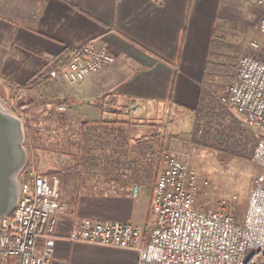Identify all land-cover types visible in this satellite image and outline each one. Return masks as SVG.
I'll list each match as a JSON object with an SVG mask.
<instances>
[{
	"label": "crops",
	"instance_id": "obj_1",
	"mask_svg": "<svg viewBox=\"0 0 264 264\" xmlns=\"http://www.w3.org/2000/svg\"><path fill=\"white\" fill-rule=\"evenodd\" d=\"M247 7L254 14L249 24L242 16ZM263 12L257 0H0V92L9 94L17 83L31 80L93 38L115 54L114 62L76 83L48 77L38 88L16 90L44 89L48 100L67 98L69 104L57 107L69 108L75 126L96 119L80 116V103L96 105L109 115L103 119L133 120L140 112L194 113L212 29L238 44L239 58L253 51L252 39L260 38ZM113 108L126 110L115 113ZM194 121L186 133L180 127L166 132L171 122L141 119L132 122V130L142 133L148 127L145 139L192 140ZM139 181L128 187V194L80 195L75 203L63 198L68 208L58 216L49 243L51 264H138L135 249L72 241L68 235L83 217L148 224L152 185ZM36 246L40 251L43 237Z\"/></svg>",
	"mask_w": 264,
	"mask_h": 264
},
{
	"label": "built area",
	"instance_id": "obj_2",
	"mask_svg": "<svg viewBox=\"0 0 264 264\" xmlns=\"http://www.w3.org/2000/svg\"><path fill=\"white\" fill-rule=\"evenodd\" d=\"M259 31L260 38L250 45L263 54L242 53L235 77L217 96L256 138L251 158L261 171L251 185L243 216L231 210L235 195L220 198L215 209L196 206L195 170L168 151L163 154L165 169L152 185V225L83 217L71 229L70 240L135 249L138 264H264V12ZM115 60L113 52L92 38L74 47L66 61H52L47 68L51 78L76 83ZM58 186L55 174L25 169L14 210L0 217V264H51L49 243L58 216L68 208ZM38 237H43L40 251Z\"/></svg>",
	"mask_w": 264,
	"mask_h": 264
},
{
	"label": "trees",
	"instance_id": "obj_3",
	"mask_svg": "<svg viewBox=\"0 0 264 264\" xmlns=\"http://www.w3.org/2000/svg\"><path fill=\"white\" fill-rule=\"evenodd\" d=\"M239 50L238 44L231 42L218 28L212 29L208 57L200 82L192 136L194 141L201 144L250 157L256 144L252 129L237 120L215 96L216 92H224L226 89V84L221 82L222 79L227 78L231 81L235 77ZM68 57L57 59L52 64H61ZM48 77L50 73L46 68L31 80L17 83L15 87L38 88ZM169 100H172V95ZM61 101L67 103L68 99L63 98ZM33 102V99H29L17 106L18 108L26 107ZM11 108L18 112L16 106ZM125 110L126 108L112 109L115 113L125 112ZM227 116H229L228 120H226ZM43 119L47 124L39 128L33 121L25 119V145L28 152L48 148L69 154V160L63 167L64 172L59 184L62 198L75 203L80 195L128 194L130 193L128 187L137 181L154 180L158 160L155 154L147 155L143 151L135 154L133 150H130L128 140H135L136 135L133 133L132 122L129 119H84L79 125L72 127L70 114L54 108L49 109ZM199 134L203 137L200 140L196 137ZM117 144H121V148ZM30 159L29 152L28 160ZM137 164L141 167L138 168ZM124 166H132L133 170L127 173L121 172L120 168ZM88 172L93 174L92 179L97 183H99V175L105 177L96 190L91 189L96 184L91 186L88 184L89 178L85 177V173ZM24 176L25 170L20 175L21 181ZM110 186L115 192L109 191ZM106 187L109 190L104 189Z\"/></svg>",
	"mask_w": 264,
	"mask_h": 264
},
{
	"label": "rangeland",
	"instance_id": "obj_4",
	"mask_svg": "<svg viewBox=\"0 0 264 264\" xmlns=\"http://www.w3.org/2000/svg\"><path fill=\"white\" fill-rule=\"evenodd\" d=\"M242 16H244L243 20L249 24L254 16L252 8L247 7V9H244ZM252 53L258 56L263 54L261 51L256 52V50H253ZM221 82L226 84L227 87L230 80L224 78ZM16 89L18 88L15 87V89H13V91L9 94L0 92V95L3 97L4 102L8 107H17L16 111L18 112H15L12 108L11 109L21 116L24 121L25 119L31 120L38 128L47 124L43 117L47 115L49 109L54 108L56 110L58 109L70 114L69 108L66 109V107L65 109H59L57 107L60 103H62V97L52 96V98L48 100V98L43 95L44 92H46L44 89L35 90L32 93H22ZM222 93L223 91H218L216 94H214L217 97ZM29 99H33L34 102L28 106L25 105L26 107L18 108L17 104L27 102ZM217 100L219 99L217 98ZM67 104H69V100ZM79 106L80 110L78 114L80 116L96 119L109 116L107 113H103L98 107H96V105L94 106L93 104L87 105L85 103H80ZM225 107L233 115H236L231 107L227 105H225ZM165 115L166 114H163L162 112L157 114L140 112L137 113V117H134L133 120L130 118V121L138 122L141 119L143 123L151 124L154 122L164 125H167L168 122H171L167 125L169 129H166L165 126H162L163 129L165 127L166 132H170V130L175 131L178 127H180L182 133H186L192 128L193 121L196 117V112L183 113L174 110L172 114L168 115L167 113V115ZM131 116H136V114ZM226 118H228V116ZM225 123L227 122L225 121ZM70 126L75 127L73 123L72 125L70 123ZM146 129L148 130V127H146L142 133L140 131H137V133L135 132L137 136L135 140H128L129 148L130 150H133V153L139 154L141 151H143L147 155L155 154V157L158 160L157 172H160L165 169L163 154L168 151L173 152L175 155L181 158L190 169H193L196 172L198 189L193 191L194 204L196 206L205 210L215 209L217 207V201L220 198L226 197L230 199L232 195H235L236 197L231 200V210L236 213L237 216L241 217L243 215L251 185L255 179V176L261 171L259 166L254 163L251 156L247 157L236 155L221 148L216 149L213 146L201 144L194 141L195 139L192 135V140H152L150 137L145 139L143 138V135L146 134ZM196 137L198 140L203 138L200 134ZM210 140L212 139L210 138ZM117 145H119L121 148V144ZM29 152L31 153V159L30 161L28 160V164L26 165L25 169L34 168L41 173L55 174L58 177L60 184V180L62 179V174L64 172L63 167L69 160V154L58 151L57 149L48 148L36 149L35 151L29 150ZM50 170L52 171L50 172ZM132 170V166H124L120 168V171L124 173L130 172ZM85 175V177L90 179V181L88 179V184L90 186L96 184L94 187H91L92 190L99 188L101 181L103 178H105L104 175H99V183H97L94 182V179H92L93 174L91 175L88 172L85 173ZM95 177L96 176H94V178ZM155 179L156 175L153 181L147 182V180H144L139 181V183L143 186H151L153 185ZM204 180L208 181L207 184L204 183ZM104 183L105 185L107 184L106 182ZM58 187L59 197L61 200L65 201L62 198L60 186ZM104 189L109 190L107 187ZM110 189H112L111 186ZM153 223L154 216L150 215L148 224L152 225Z\"/></svg>",
	"mask_w": 264,
	"mask_h": 264
},
{
	"label": "water",
	"instance_id": "obj_5",
	"mask_svg": "<svg viewBox=\"0 0 264 264\" xmlns=\"http://www.w3.org/2000/svg\"><path fill=\"white\" fill-rule=\"evenodd\" d=\"M25 133V121L0 95V217L14 210L21 194L20 175L29 159Z\"/></svg>",
	"mask_w": 264,
	"mask_h": 264
}]
</instances>
